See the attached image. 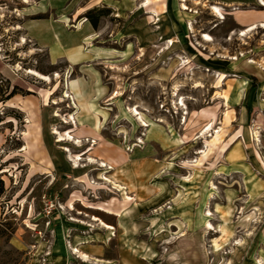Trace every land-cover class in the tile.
<instances>
[{
    "label": "rangeland",
    "instance_id": "1",
    "mask_svg": "<svg viewBox=\"0 0 264 264\" xmlns=\"http://www.w3.org/2000/svg\"><path fill=\"white\" fill-rule=\"evenodd\" d=\"M237 1L0 0V264H264V94L219 74L226 33L264 39Z\"/></svg>",
    "mask_w": 264,
    "mask_h": 264
},
{
    "label": "crops",
    "instance_id": "2",
    "mask_svg": "<svg viewBox=\"0 0 264 264\" xmlns=\"http://www.w3.org/2000/svg\"><path fill=\"white\" fill-rule=\"evenodd\" d=\"M252 1L254 0H238L236 5L232 2L223 3L225 10L229 9L227 15L233 19L238 31L245 30L246 32L245 34L238 32V37L244 41L243 48L245 49H250L245 45L246 41L250 39L249 35H254L258 30H264V4H260L259 2H256V0L255 2ZM247 2H252V5H247ZM249 27H251L250 30ZM232 32L233 31L226 33L223 38L225 43L221 42L220 44V56L222 59L219 74L225 75L221 80L222 90L227 92L228 98L230 95L241 97L245 89L247 92L251 89L255 94L258 92L264 94V39H258L261 41L258 42V44L256 43L255 50L250 49L252 51L251 54L246 52L242 55V51L239 53H237V51H229L227 43L229 36L232 34L236 35L234 34L236 32ZM251 81L255 85H251ZM223 86H225V89H223ZM261 112H264L263 108H261ZM127 203L128 202H122L120 208L109 207L108 210H113V213L110 214L122 217L127 212L124 208ZM106 225L110 226V224ZM110 227L113 229L112 225ZM170 258V262L177 264V260L174 259L175 256L173 254ZM142 259L146 260V258Z\"/></svg>",
    "mask_w": 264,
    "mask_h": 264
},
{
    "label": "trees",
    "instance_id": "3",
    "mask_svg": "<svg viewBox=\"0 0 264 264\" xmlns=\"http://www.w3.org/2000/svg\"><path fill=\"white\" fill-rule=\"evenodd\" d=\"M98 11L97 14H93L92 9L88 10V12L86 13V17L90 20L91 24L93 27L97 26V21L100 15L104 14L105 10L102 9H98L96 10ZM10 85V84H9ZM7 86L6 88L3 87L2 84H0V92L2 94V98H0V101L5 102V100L10 99L12 96H14L16 94V92L12 89L10 90V86ZM5 181L2 178V176H0V199L3 197V195L5 194ZM2 231L4 232V230L2 229Z\"/></svg>",
    "mask_w": 264,
    "mask_h": 264
},
{
    "label": "bare ground",
    "instance_id": "4",
    "mask_svg": "<svg viewBox=\"0 0 264 264\" xmlns=\"http://www.w3.org/2000/svg\"><path fill=\"white\" fill-rule=\"evenodd\" d=\"M184 8H187V7L184 6ZM213 10H215L216 13H217L219 16H220V14H222V13L220 12V9H219L218 7L213 8ZM250 29H251V28H250ZM250 29H249V30H250ZM245 33H246V32H244V34H245ZM207 40H209V41L211 40V39L209 38V36H207ZM34 74L36 75L37 73H34ZM39 77L42 78V79H45V80H49L48 77L43 76V75H39ZM209 130H211V127H210V126H209V128H208V131H209ZM68 139H71V137L68 138ZM64 140H66V138L60 134V139H59V141H64ZM78 160H80V159H78ZM102 167H106V165L104 164V165H102ZM95 220L99 221L98 218H95ZM101 224H102L104 227L108 228V229H112L109 225H106V224L103 223V222H101ZM75 251H76V252H79V251L76 250V249H75ZM85 258H87L86 255H85Z\"/></svg>",
    "mask_w": 264,
    "mask_h": 264
}]
</instances>
